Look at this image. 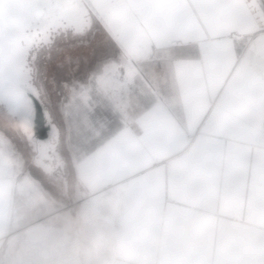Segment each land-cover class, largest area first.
<instances>
[{"label":"crops","instance_id":"1","mask_svg":"<svg viewBox=\"0 0 264 264\" xmlns=\"http://www.w3.org/2000/svg\"><path fill=\"white\" fill-rule=\"evenodd\" d=\"M84 1L149 81L72 165L80 190H119L112 264H264V0ZM84 116L82 134L103 129ZM13 188L0 175V239Z\"/></svg>","mask_w":264,"mask_h":264},{"label":"rangeland","instance_id":"2","mask_svg":"<svg viewBox=\"0 0 264 264\" xmlns=\"http://www.w3.org/2000/svg\"><path fill=\"white\" fill-rule=\"evenodd\" d=\"M81 21L63 20L29 51L32 83L58 131L49 141L53 147L29 143L0 106V175L14 178L0 264L113 263L119 190H80L72 165L125 122L127 112L130 117L148 103L149 81L143 67L121 55L89 6ZM105 98L119 116L107 112ZM87 106L104 112V126L84 135L79 122Z\"/></svg>","mask_w":264,"mask_h":264},{"label":"water","instance_id":"3","mask_svg":"<svg viewBox=\"0 0 264 264\" xmlns=\"http://www.w3.org/2000/svg\"><path fill=\"white\" fill-rule=\"evenodd\" d=\"M80 0H0V106L17 122L29 143H37L35 133L44 139L57 138L36 87L32 83L29 51L49 39L50 32L64 22L77 26L86 9ZM47 21L43 33L39 28ZM35 33V35H34Z\"/></svg>","mask_w":264,"mask_h":264},{"label":"bare ground","instance_id":"4","mask_svg":"<svg viewBox=\"0 0 264 264\" xmlns=\"http://www.w3.org/2000/svg\"><path fill=\"white\" fill-rule=\"evenodd\" d=\"M77 6L80 7V8H84V9H86V6L88 7V5L85 3L84 0H80V2H78ZM47 25H48V22H47V21H44V22L41 24V26H40V28H39V30H40L41 33H43V32L45 31V29L47 28ZM34 35H35V33H34ZM31 136H33V137L36 139L37 142H40V143H41V141L45 142L44 139L40 138V137H39L37 134H35V133L31 134ZM45 143H46V142H45Z\"/></svg>","mask_w":264,"mask_h":264},{"label":"built area","instance_id":"5","mask_svg":"<svg viewBox=\"0 0 264 264\" xmlns=\"http://www.w3.org/2000/svg\"><path fill=\"white\" fill-rule=\"evenodd\" d=\"M178 44H179V43L176 42V41L171 42V45H172V46H176V45H178ZM156 93L159 94V91H156ZM187 137H188V143H189V142L192 140L193 135H188Z\"/></svg>","mask_w":264,"mask_h":264}]
</instances>
